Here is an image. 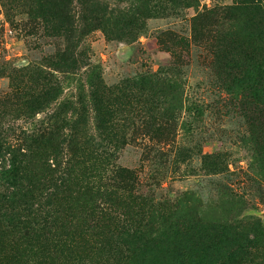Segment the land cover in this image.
<instances>
[{
  "label": "trees",
  "instance_id": "16d2710c",
  "mask_svg": "<svg viewBox=\"0 0 264 264\" xmlns=\"http://www.w3.org/2000/svg\"><path fill=\"white\" fill-rule=\"evenodd\" d=\"M4 1L2 8L10 25L15 11L21 9L27 23L33 24V30H41L45 38L63 40V50L46 63L54 72L77 69L81 51H84L80 49L89 34L94 31L108 34L120 27L118 23L105 20V16L93 8H87L81 0ZM130 1L134 4L129 17L121 22L119 29L124 37L140 36L147 19L169 18L175 15L176 8L197 6V0ZM238 2L245 4L242 8L235 5L214 7L197 13L191 19L189 39L172 31L158 33L156 39L166 52L179 58L183 50L179 47L188 50L190 44L209 38L213 32L211 28L218 26L219 30L214 32L215 42L230 52L220 54L212 50L215 79L242 120L244 131L240 139L251 147L252 164L264 173L263 0ZM75 3L83 12H75ZM220 32L223 37L218 42ZM169 72L157 70L107 87L93 70L87 81L88 103L78 98V112L72 113L69 120L61 117L68 105L65 103L45 114L46 108L60 97V88L52 74L27 68L14 74L18 76L14 80L19 82L15 101L30 129L23 134L24 147L20 145L16 149L7 144L2 147L0 142V155L9 153L10 157L8 168L0 173V182L5 184L3 191L0 190V264H75L84 260H91L93 264H146L142 262L147 255L145 251L151 249L155 255L158 250L152 248L153 244L170 246L171 241L162 238L155 241L150 236V218L164 209L175 213L171 218L183 213L194 201L191 194L186 192L175 201H165L156 207L146 200L142 206H137L141 197L134 194L139 185L135 172L124 168L111 171L116 161L115 153L139 138L151 144L155 158L167 161V154L160 148L174 144L178 115L187 112L188 118L194 121L204 116L201 106L186 104L188 100L177 71L170 68ZM88 106L94 114L96 136L83 138L79 128L84 125ZM38 114H44V119L36 120ZM62 121L63 127L59 125ZM180 128L187 133L192 125L184 121ZM184 153L188 152L183 150ZM224 159L225 155L216 152L201 156L202 166L215 173L228 171ZM179 162H183L182 158ZM108 171L112 176L107 184L89 182L90 178L100 179L101 174ZM81 202L89 216L101 214L102 221H95L94 227L81 229L77 235L75 231L67 233L69 228L58 225L56 219L50 220L56 214L53 208L64 203L71 209V228H77L73 222L80 219L77 208ZM104 206L114 213L113 208H125L124 225L117 220L114 229L109 226L103 220L101 209ZM41 212L45 214L43 217H39ZM165 218L168 220V216ZM162 220L161 225L165 226ZM177 220L181 226L175 225L172 231V224L166 222L165 233L169 232L173 243L185 238V242L180 241L189 246L170 248L176 253L175 264L201 261L202 251L209 250L207 241L211 240L209 245L214 246V242L221 243L223 238L229 240L235 252L233 259H239L230 263L264 264V246H259L257 240L238 241L236 233L226 226L207 231L208 228L199 226L195 220L191 219L190 225L183 219ZM165 233L160 237L165 238ZM81 244L92 247L80 251Z\"/></svg>",
  "mask_w": 264,
  "mask_h": 264
},
{
  "label": "rangeland",
  "instance_id": "374dc122",
  "mask_svg": "<svg viewBox=\"0 0 264 264\" xmlns=\"http://www.w3.org/2000/svg\"><path fill=\"white\" fill-rule=\"evenodd\" d=\"M81 2L87 8H93L92 10L98 14L104 15L105 20L120 24V27L117 30H111L108 34L100 31L89 34L80 49L84 51H81L82 58L78 59L77 69L71 72H54L46 63L63 50V40L45 38L41 30H33V24L27 23L21 9L15 11L13 24L10 25L6 21L2 8L5 1L0 0V142L3 143L2 147L6 144L16 149L20 145L24 147L23 134L30 129L28 121L19 111L15 101L17 100L15 94L18 92L16 86L19 82L14 80L18 77L14 74L22 68L38 69L52 74L60 88V97L46 108L45 114L52 113L58 106L65 103L68 105H65L66 109L62 111L61 117L62 119L66 117L67 120L73 117L72 113L78 112V98L88 103L90 88L87 81L93 70L101 76L107 87H112L124 80L157 70L169 72L171 68L180 76L184 96L188 100L186 104L201 106L205 110L204 116L194 121L188 118L190 115L187 112L182 111L178 115L174 144L171 147L160 148L167 154V161L161 162L155 158L156 154L151 144L139 138L136 143L128 144L115 153L116 161L111 169L115 171L117 168H124L135 172L139 185L138 191L134 194L141 197L137 206H142L146 200L149 205L156 207L163 205L165 201L168 203L175 201L186 192L194 198L193 203L183 209V213H177L172 218L171 210L168 209L160 210L152 215L150 236L155 238V241L162 238L171 243L170 246L153 244V249L158 248L154 252L155 255L152 253L153 250L147 249L145 251L147 255L142 262L146 264L176 263V253H172L170 248L189 246L182 243L185 242V238L180 239L182 242L179 240L173 243L169 232L165 233L167 223L172 224V231L175 225L181 226L177 219H183L187 224L191 219V221L195 220L199 226L208 228L207 231L213 227L226 226L236 233L238 241L255 239L259 246H264V173L252 164L251 147L240 139L244 131L242 120L235 113L234 103L221 91L215 79L216 70L212 68L213 51H220V54L230 52L221 43L215 42L214 32L217 33L218 26L211 28L213 32L209 38H204L197 44H190L188 50L179 47L183 49L180 50L179 58L174 54L173 58L172 54L166 52L156 39L158 33L165 31H172L189 39L191 19L197 13L214 7L235 5L242 8L245 3L238 0H197L196 8L175 7L174 16L147 19L140 36L124 37L119 29L121 22L129 17V10L133 6L132 1L81 0ZM261 7L264 14V0ZM75 12H83L81 6L76 3ZM222 37L223 33L220 32L218 42ZM221 58L223 59V55ZM81 62L83 64L79 65ZM220 70L221 68L218 69ZM87 109L84 125L79 128L80 137L83 138L96 136L94 114L90 106ZM43 119L44 114H38L36 117L38 121ZM184 121L192 125L191 131L187 133L180 128V124ZM64 124L63 121L59 122L62 127ZM182 149L188 153L182 154ZM213 152L225 155L227 172L215 173L202 166L201 156ZM181 158L183 162H179ZM9 159V153L5 156L0 155V173L8 168ZM111 171L102 173L100 179L90 178L89 182L94 181V185H105L112 176ZM4 185L0 182V190L3 191ZM81 205L82 202L77 208L81 213H78L80 219L73 222V226L77 228H71V209L64 203L53 208L56 214L50 220L56 219L58 225L63 224L64 228H69L66 229L67 233L75 231L77 235H80L81 229L94 227L95 221H102L101 214L89 216V212L82 209ZM107 208L104 206L101 209L104 213L103 220L107 221L113 229L117 220L124 225L126 209L113 208L114 213ZM43 212L39 214V217L45 215ZM177 215L178 218H176ZM161 220L164 221L165 226L161 225ZM162 233H165V238L160 237ZM228 236L231 237V234ZM209 242L211 240L207 241L209 250L202 251V260L199 259L201 261L191 260L183 261V263L233 264L230 261L239 260L236 257L233 259L235 252L229 240L223 238L221 243L214 242V246L209 245ZM172 243L173 246H171ZM81 246L83 247L79 248L80 251H87L92 247L82 244ZM165 248L168 249L165 250ZM164 251H170V253L167 254ZM75 264H93V261H76Z\"/></svg>",
  "mask_w": 264,
  "mask_h": 264
}]
</instances>
